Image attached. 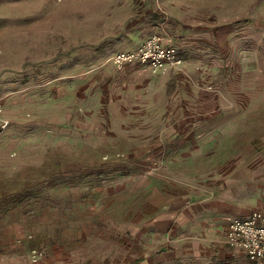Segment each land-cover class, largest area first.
Wrapping results in <instances>:
<instances>
[{
	"label": "rangeland",
	"instance_id": "1",
	"mask_svg": "<svg viewBox=\"0 0 264 264\" xmlns=\"http://www.w3.org/2000/svg\"><path fill=\"white\" fill-rule=\"evenodd\" d=\"M154 34L181 68L113 64ZM0 102V264H250L264 0H0Z\"/></svg>",
	"mask_w": 264,
	"mask_h": 264
},
{
	"label": "built area",
	"instance_id": "2",
	"mask_svg": "<svg viewBox=\"0 0 264 264\" xmlns=\"http://www.w3.org/2000/svg\"><path fill=\"white\" fill-rule=\"evenodd\" d=\"M112 61L119 68L127 65L146 66L154 74H165L184 64L178 49L167 44L159 34L152 35L134 51L116 53ZM2 113L0 102V115ZM227 244L234 250L243 251L251 264H264V212L256 211L247 220L229 218ZM32 259L38 260L36 250L32 253Z\"/></svg>",
	"mask_w": 264,
	"mask_h": 264
},
{
	"label": "crops",
	"instance_id": "3",
	"mask_svg": "<svg viewBox=\"0 0 264 264\" xmlns=\"http://www.w3.org/2000/svg\"><path fill=\"white\" fill-rule=\"evenodd\" d=\"M166 43L167 44H169V45H172V44H170V43H168L167 41H166ZM141 46V45H140ZM139 46V47H140ZM172 46H174V47H176L175 45H172ZM138 47V48H139ZM137 48V49H138ZM177 48V47H176ZM178 49V48H177ZM134 50H136V49H134ZM134 50H132V51H134ZM179 51V50H178ZM180 53V55H181V57H182V54H181V52H179ZM132 66H135V67H138V68H143V69H145V70H148L149 72H151V70L148 68V67H146V66H140V65H132ZM173 71V70H172ZM171 72V71H170ZM183 199H185V198H177V200H176V203L177 204H180L181 203V201H183ZM191 204V203H190ZM196 204V203H195ZM256 211H261V212H264V207L263 208H255V209H252L249 213H247V214H243V215H239V214H232V215H230V216H227V218H226V235H225V238H226V245H227V247H229L228 246V244H227V235H228V219L229 218H238V219H241V220H247V219H249L251 216H252V214L254 213V212H256ZM167 213V212H166ZM165 212L163 213V215L164 214H166ZM171 214H173L172 212H171ZM211 217H210V219H208L209 221H212L213 219H214V216H215V214L214 213H208ZM207 215V214H206ZM206 215H205V217H206ZM223 215H226L224 212H221V218H222V216ZM160 219H162V222H158L159 224H160V226L162 225V226H166V224L168 223V222H170V221H172V218H169V217H163V218H160ZM161 221V220H160ZM210 223V222H209ZM212 223V222H211ZM230 248V247H229ZM233 252H237V253H240V254H242L244 257H245V259L251 264V261H250V259L248 258V256L243 252V251H240V250H234V249H232V248H230Z\"/></svg>",
	"mask_w": 264,
	"mask_h": 264
}]
</instances>
